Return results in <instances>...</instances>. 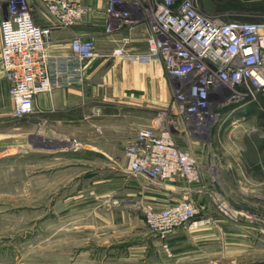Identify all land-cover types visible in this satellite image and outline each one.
<instances>
[{
  "label": "rangeland",
  "instance_id": "rangeland-1",
  "mask_svg": "<svg viewBox=\"0 0 264 264\" xmlns=\"http://www.w3.org/2000/svg\"><path fill=\"white\" fill-rule=\"evenodd\" d=\"M200 7L224 21L264 23V0H200ZM211 98L212 114L194 140L202 150L182 145L197 158L200 181L177 183L169 197L187 192L199 207L202 264H264V97ZM158 106L183 141L182 116ZM89 131L82 137L98 141L97 129ZM27 132L23 117L0 121V264H167L156 238L167 239L149 230L136 207L167 184L131 174L123 149L29 150Z\"/></svg>",
  "mask_w": 264,
  "mask_h": 264
},
{
  "label": "built area",
  "instance_id": "built-area-1",
  "mask_svg": "<svg viewBox=\"0 0 264 264\" xmlns=\"http://www.w3.org/2000/svg\"><path fill=\"white\" fill-rule=\"evenodd\" d=\"M8 15L1 20V64L9 83L15 117L35 111V97L43 92L85 80L86 61L96 55L93 38L74 37L72 54L53 55L47 43L53 30L80 24L88 8L80 0H39L54 20L42 25L35 19L31 0H6ZM110 0L108 13L125 26L140 23L132 11ZM148 23L147 52L125 50L128 37L113 54L140 62H162L168 75L176 78L169 107L180 114L183 126L203 134L212 112V94L230 102H258L264 97V23L224 21L205 14L200 0H143ZM107 31L113 28L111 23ZM172 123L145 126L125 146L127 170L157 183L188 185L200 181L197 158L178 143ZM176 129V128H175ZM189 191V188H183ZM161 205L138 201L149 230L166 240L186 225L197 223L199 207L187 192ZM165 250L169 253L167 243Z\"/></svg>",
  "mask_w": 264,
  "mask_h": 264
},
{
  "label": "crops",
  "instance_id": "crops-1",
  "mask_svg": "<svg viewBox=\"0 0 264 264\" xmlns=\"http://www.w3.org/2000/svg\"><path fill=\"white\" fill-rule=\"evenodd\" d=\"M31 1L35 8L36 21L42 25L53 24L54 20L41 2ZM80 1L88 8L84 20L71 28L56 27L47 43V51L53 55L69 56L72 54V39L81 37L95 40L96 55L86 61L85 80L82 84L57 88L35 97V111L28 118L23 117L24 130H28L29 150L60 151L77 145L88 150L123 149L124 152L127 141L138 129L172 123L171 120L160 119L156 109L160 104H169L176 78L167 74L162 62H140L113 54L121 46L125 36L129 39L125 45L127 53L147 52L149 28L143 13V0L117 1V7L128 9L141 18L140 23L131 26H125L110 17L107 9L110 0ZM7 15L8 3L0 0V23ZM109 23L113 28L111 31L106 29ZM1 45L0 26V121H9L14 116L13 103L9 94V83L2 69ZM115 117L116 120L112 121ZM173 123L176 128L173 129L174 134L177 136L181 129L176 121ZM93 127L97 129L98 141L85 140L82 136L88 139L91 133L89 130ZM183 133V141L176 137L181 146L186 144L202 150L201 140L194 141L200 139L201 135L191 130ZM34 137L39 138V145L31 144ZM51 141H56L57 144L49 145ZM166 184L169 187L166 191L156 186L148 196L159 201L161 205L173 200L168 191L178 186ZM166 241L169 253L156 238V247L165 255L167 264H202V223L181 227Z\"/></svg>",
  "mask_w": 264,
  "mask_h": 264
}]
</instances>
